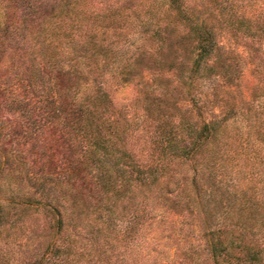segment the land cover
<instances>
[{"label": "trees", "instance_id": "trees-1", "mask_svg": "<svg viewBox=\"0 0 264 264\" xmlns=\"http://www.w3.org/2000/svg\"><path fill=\"white\" fill-rule=\"evenodd\" d=\"M197 2L0 0V189L10 192L7 198L0 191V231L55 217L65 252H87L95 231L88 216H110L121 203L150 201V194L156 201L163 197L153 190L188 181L219 186L217 174L229 169L264 168V118L207 120L196 98L203 78L242 84L239 54L217 41L224 32L228 42H243L264 110V0L213 2L218 27L200 10L211 2ZM136 35L153 52L130 42ZM142 70L152 84L140 88ZM174 72L182 77L173 79ZM132 86L133 98H117ZM178 92L193 106L177 108ZM247 198L240 210L253 208ZM215 234L217 262L251 254L242 233ZM49 250L64 251L56 242ZM247 261L241 264L260 260Z\"/></svg>", "mask_w": 264, "mask_h": 264}, {"label": "rangeland", "instance_id": "rangeland-1", "mask_svg": "<svg viewBox=\"0 0 264 264\" xmlns=\"http://www.w3.org/2000/svg\"><path fill=\"white\" fill-rule=\"evenodd\" d=\"M209 1L211 4L225 3L228 6L236 2L246 6L250 2V0ZM197 3L201 4L200 0ZM207 6L209 9L206 11V8L205 10L202 8L201 12L211 14L212 24L218 27V6L216 4ZM141 41L137 35L130 39V42L138 44ZM217 41L239 54L242 84L238 88L230 87L218 76L199 80L196 98L202 107L204 117L207 120H215L217 116L219 120L227 114H235L250 115L262 120L264 114L259 113H264V110L258 106L262 104L263 99L256 97L253 92V66L243 42H228L224 32L217 34ZM141 47L144 53L153 52L151 44L147 41L142 42ZM176 56L178 60L183 59L181 54ZM169 76L173 79L182 77L177 72L170 73ZM151 84L152 75L149 71H143L137 86L141 88ZM137 89L132 86L116 93V96L118 99H131ZM175 99L179 109L193 106L183 92L176 93ZM252 106H255L256 111H250ZM132 112L129 113V119L135 116ZM150 141L147 138L145 145L150 146ZM148 150L150 152L151 149ZM193 174L191 170L187 179ZM204 177L207 178L208 175L205 174ZM217 179L223 180L219 186L205 183L192 186L188 181L184 187L176 190L174 188L153 190L155 196L163 197L156 201H152L150 194L147 195L150 201L137 199L121 203L117 212L110 216L103 214L97 220L93 215L90 218L88 216L85 218L87 225L89 224L95 231L89 235L93 240L88 241L87 252L82 251V248L65 252L67 249L65 237L63 235L59 237L55 217L40 218L37 222L26 224L27 229L22 230H9L7 225L0 231V243L4 244V251L0 253V264H241L251 257L260 260L258 264H263L264 168L229 169L218 173ZM7 187L5 185L0 191L9 198L10 192ZM247 197L252 198L253 208L240 210L239 203H244ZM4 206L7 207L8 204L4 203ZM7 212L10 213L9 209ZM11 218H15V215ZM220 228L223 231L233 230L237 234L245 235L253 246L251 254H238L237 258L228 259L226 263L217 262L212 247L217 241L215 233ZM55 242L64 250L62 253L54 254L55 252L48 251Z\"/></svg>", "mask_w": 264, "mask_h": 264}]
</instances>
